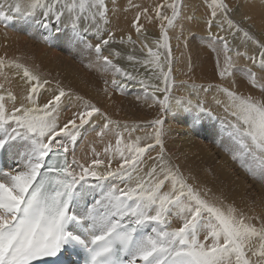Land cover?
<instances>
[{"label": "snow or ice", "instance_id": "snow-or-ice-1", "mask_svg": "<svg viewBox=\"0 0 264 264\" xmlns=\"http://www.w3.org/2000/svg\"><path fill=\"white\" fill-rule=\"evenodd\" d=\"M129 3L140 9L132 23L139 34L141 17L151 23L152 16L149 8ZM165 6L171 16L161 12ZM181 7L177 0L157 4L153 8L155 19L167 23L161 25L160 38L154 42L156 50L144 44V58L126 56L129 62L154 72L160 83L153 85L115 63L124 57L111 45L136 41L131 35L117 40L113 32H106L105 0H26L24 5L10 7L8 14L0 6V23L7 26L15 13L44 30L41 42L47 47H55L57 42H67L70 48L83 46L94 52V59L85 67L111 74L112 90L123 92L128 84L138 83L150 108L158 105L159 113L165 115L186 113L193 117L195 126L205 117H216L203 99L172 95L167 29L175 27ZM208 7L209 47L214 52L219 47L223 54V66L219 59L216 63L220 79L236 74L241 57L264 74V41L250 31L253 17L234 20L235 8L227 0H211ZM82 22H86L83 27ZM87 33L95 36V43ZM229 37L238 39L244 49L252 46L258 50V57L234 50ZM160 49L167 50L164 63ZM9 67L17 70L25 87L18 96L0 84V157L7 158L8 168L4 171L0 167V264H56L65 255L68 264H74L71 256L77 250L84 253L83 264H264V215H251L234 202L227 203L222 195L185 175L166 153L165 121L160 115L149 122L152 131L144 136L132 139L135 126L131 130L125 126L127 140L119 122L88 102L61 123L62 98L71 92L57 81L55 91L41 104V90L51 91L46 88L51 81L41 80L19 58L0 59V69ZM244 76L252 88L259 87L261 98L216 85L227 98L225 112L231 117L221 124L228 140L224 150L264 187V83L252 68ZM104 83L107 93L109 81ZM190 87L199 97L201 90L207 93L211 86ZM7 102H11V109ZM93 117L104 120L96 136L103 141L111 135L115 144L109 141L103 147V158L95 148L91 158L78 157V138L87 131L86 125H95ZM146 154L153 161L147 171L143 169ZM174 219L180 221L179 226L172 227Z\"/></svg>", "mask_w": 264, "mask_h": 264}, {"label": "bare ground", "instance_id": "bare-ground-1", "mask_svg": "<svg viewBox=\"0 0 264 264\" xmlns=\"http://www.w3.org/2000/svg\"><path fill=\"white\" fill-rule=\"evenodd\" d=\"M4 1L6 2L11 0H2V4H4ZM161 2L162 0H131V4L140 5L142 8H149V13L152 16L151 23H149L143 16L141 17L140 23L143 25V28L141 30V33L137 34L135 29L132 28V23L137 11H139L140 9L131 7L129 0H115V4H113V0H105V3L108 7L107 15L109 18V25L106 24L105 28H108L107 31H116L117 34H120V36L124 38H127L128 35H131L132 38L139 45L143 46L144 44H147L149 47L152 48L155 45V41L153 39L155 38L157 40L160 38L161 25L167 23L166 21L155 19V13L153 11V8ZM16 3H21L22 5H24L26 4V0H15L14 4ZM125 9H127V11H125ZM249 10L251 12V16L253 17L252 22L255 23L254 26L256 25L255 28L260 30L262 27L260 23L261 19H258L261 18L262 15H264V10L259 9L257 4H249ZM161 12L163 14L171 16V10L167 7H163L161 9ZM210 15L211 13L207 3L201 5L196 4L195 2H182L180 18L175 21V27L167 29L169 37L168 44L170 45L172 53V78L173 80H175L173 95L175 97H188L193 101H196L197 98L203 99L205 101V106L211 109L213 114H215L219 118L227 120L228 122L231 117L228 115V113L225 112V104L227 103V98L223 93L217 91L216 85H222L223 87L229 88L230 90L235 91L236 93L247 94L250 92L253 93V96H257L259 94L256 92V90L251 89L248 84L246 85V83H244L246 80L244 81L243 79H241L239 81L241 85H239L230 77L226 78L225 80H221L218 76L216 63L218 59V54L220 53V49L218 47L217 51L214 52L212 48L209 47V32L206 21L210 18ZM256 15L260 16L257 17ZM189 17H191V19H189ZM212 32L214 34L218 32L215 26H213ZM194 34H204L208 38L204 42H197L196 40L199 39H195L197 36L195 38L192 37L195 36ZM219 34L223 35L224 33ZM8 36L10 38V35ZM8 36L1 34L0 30V59L12 61L16 58H19V62L27 66L31 71L40 75L41 80L47 79L51 81V84L46 86V88L50 89L51 91H45L42 89V95L39 99V103H45L46 100L51 96L52 91H55L58 77L61 78V80H59L60 85L64 87L66 91L71 92V95L69 97L62 98L63 110L60 113L61 123H63L66 119L70 118L73 111L78 110L85 102H88L89 104H94L98 108H100L101 111L106 113L113 121L119 122L118 127L125 132V140H127L129 139L127 130H131L133 126H135L136 131L132 132V139H134L135 136H144L146 133L151 132L152 129L147 131V126L149 122L156 118L157 115H160V118L162 119V117H164L163 119L165 121L164 128L166 134L164 137V141L166 153L170 157H172L176 163H181L180 167L184 171L185 175L194 177L195 182L204 185L208 188H211L213 193H215L217 196L222 195L223 198L226 199L227 203L234 202L237 207L243 208L245 212H249L251 215H264V188L260 189L259 186L256 187L260 190L258 192L260 200H257L258 203L254 204L256 205L255 207H248V205L246 204L244 205L243 200L241 201V199H238V197L232 199L233 196H231L232 198H230L229 194L231 195L232 190L230 187L226 189L227 186L234 187L235 183L241 182H235L234 179L230 176L228 172V167L232 165H230L228 161L224 159H228V157H222L221 155L220 158L218 157L217 161L214 162L215 164L211 167L212 169H210L212 170V176L206 175L207 173H205L203 166L197 163L199 162L197 159H192L190 162H187L186 165L182 164V162H184L186 158L189 160V156L192 155L191 151L193 149H191L190 152L188 151V149H186V146L192 143V141L189 140L192 139V137H189V132H187L186 127L189 128L192 122H183L180 121L179 118H171L168 116L171 113L166 115L160 114L158 105L150 108L148 106V103H150V101L145 102V100L143 99V89L141 88V86H139L138 83H131L134 85L126 87L123 92H115L114 90L109 89V91L106 93L105 91L101 90V88H95L94 86L96 85V83L99 84L107 79L109 81L110 87V81L112 79L111 74H104L94 69L90 70L87 67H85L83 70L85 72L81 71L80 69L71 70L68 67L67 63L62 62V60H58V56L55 53L47 51L42 47L37 48L36 50L32 49L31 53L28 52L29 54L25 53V55L23 54L24 51L23 53L20 52V49H23L20 46V40L15 39L12 35V38L14 39L12 40L11 44V40L8 38ZM40 37L39 39H41ZM88 39H90L93 43L96 42L95 36L92 37L91 35L90 37H88ZM119 39L120 38H117V40ZM229 39L231 41L230 47H232L233 49H238L242 52L246 51L248 56H251L253 54L254 48L252 46H249L247 49H244L242 46H240L239 43L236 44L233 38L229 37ZM58 43L61 46L65 42ZM11 45L13 46V48ZM125 47L127 48L126 51H128L129 53L134 52L132 44H125ZM81 48H83V46H81ZM106 52L107 50L105 51V53ZM90 53L91 57H89V60L91 58V60H93L94 52L90 51ZM200 56L201 58L198 59ZM86 58L88 57L86 56ZM85 59L83 60V62H86V64H88L87 60L85 61ZM115 63L119 64L122 68H127L128 71L131 70V73L132 70L134 71L135 67L139 66L130 62L129 64H127L126 61H117ZM220 63L221 66H223V56H220ZM237 63H241L242 65H248L247 67L249 68L252 67L253 71H257L258 80L261 83H264V74L259 73V71L252 65L250 60H246L241 57L237 60ZM164 67L167 68V65H164ZM242 67L244 68L245 66ZM5 75L8 77L7 80L4 79ZM192 81H194L192 85H203V87H211L209 88V91L207 93H204L201 90L199 92L198 97L197 93L194 92L192 88L187 86V84H190ZM89 82L91 83L89 84ZM0 84L4 85V90H11L18 96L23 93L25 87L20 74L17 73V70L15 68L11 67L0 69ZM138 95L141 97L140 99H137ZM157 95L162 97V94L160 93H157ZM217 101H220V103H217ZM7 107L11 109V102H7ZM130 107H136V109H138L140 113L146 115L151 114L152 117L150 118V120H147L146 117L135 120L131 117L132 112ZM205 119L208 121L212 120L207 117H205L203 120L206 121ZM93 120H95L96 122L95 125H86L85 127H88L86 128L87 131H84L83 135L78 138V143L76 145V155L78 157H84L85 155H87L89 158H91L92 149L95 148L97 151L102 153L101 158H103V147L109 141H111L113 145L115 144V140L111 135L106 136L103 141H101L100 138L96 136V131H99V129L103 126V118L93 117ZM174 120L175 122H177L175 123ZM125 126H127V130L125 129ZM93 127L95 128V130H93ZM184 147L185 150L183 151ZM200 153L203 157L207 158V155L205 154L204 150H200L199 154ZM211 157L212 156H209V158ZM4 158L5 160H7L6 157ZM206 158H203L201 160L203 161ZM230 160L232 159L230 158ZM144 161L145 163L143 164V169L147 171V169L151 166V161L149 162L147 154L144 157ZM203 165H205V163ZM112 166L113 168L117 166V162L115 160L113 161ZM221 181L224 182L225 185H227L226 188L224 187L225 185L222 184ZM236 187H239V185ZM179 224L180 221L174 219L172 227H177L179 226ZM257 226H259L258 223ZM147 231H150V229H148Z\"/></svg>", "mask_w": 264, "mask_h": 264}, {"label": "rangeland", "instance_id": "rangeland-1", "mask_svg": "<svg viewBox=\"0 0 264 264\" xmlns=\"http://www.w3.org/2000/svg\"><path fill=\"white\" fill-rule=\"evenodd\" d=\"M15 0H11V1H4V4H2V0L0 1V6H3L6 14H8V10L10 7H14L15 4L14 2ZM12 2V3H11ZM48 2H50V0H48ZM165 2L167 3H171L172 0H162V2L160 4H165ZM178 3H180L182 5V2H188V3H192V2H195L196 4H204V3H207L209 4L211 2V0H177ZM227 2L233 6L235 8V13L234 15L232 16V18L234 20H241V18L244 16V15H249L251 16V12L249 10V4H257L258 8L259 9H263L264 10V0H227ZM166 7V6H165ZM14 15V19L7 22V27L5 26L4 23H0V30H1V34L3 35H10V38L8 36V38L11 40V44H12V40L15 38V39H19L20 40V46L23 48V49H20V52L24 53H28L30 52L31 53V50H36L37 48H44L45 50L47 51H50L52 53H55L57 56H58V60H62V62H65L67 63L68 67L73 70V69H80L81 71L84 70L85 68V64L86 62H83V60L86 58V56L88 58L85 59V61L87 60V63H89L91 61V59L89 60V57H91V53H90V50H87V49H83L81 48V46L77 47V48H70L67 44V42H65L63 45L60 46V44L57 42L55 47H47L44 43H42V33L44 32L43 29L37 27L34 23L30 22V21H27L25 20L22 16L18 15V14H15V13H12ZM262 15V14H261ZM257 16V15H256ZM260 16V15H258ZM257 16V17H258ZM263 16V17H262ZM261 18H259L258 20H260V23L262 25L261 29L258 30L255 28L253 22L252 23V26L250 28V31L257 37L259 38L260 40L264 41V15H262ZM107 18H108V15H107ZM257 19V18H255ZM108 21H109V18H108ZM86 22H82V27L85 25ZM90 23V22H89ZM109 25V24H107ZM106 26V25H105ZM104 26V27H105ZM6 27V28H5ZM5 28V29H4ZM106 29V28H105ZM108 30V28L106 29V31ZM3 31V32H2ZM111 32H113L115 34V37L116 39L117 38H121L120 34H117L116 31L114 30H111ZM15 34V35H14ZM106 34V33H105ZM147 34V33H146ZM145 34V35H146ZM12 35L14 38H12ZM87 37H90L92 35V37H94L93 34L91 33H87L85 34ZM195 36H192V37H196L195 39H199V40H196L197 42L198 41H201V42H204L208 37L204 34H194ZM17 36V37H16ZM29 36V37H28ZM41 39H39V37ZM23 38V39H22ZM33 39V40H32ZM126 39V38H125ZM133 39V38H132ZM193 39V38H192ZM194 39V40H195ZM134 40V39H133ZM154 41H157L155 38L153 39ZM235 41L236 44L239 43V40L238 39H233ZM232 40V41H233ZM135 41V40H134ZM146 41V39H145ZM199 42V43H201ZM32 43V44H31ZM40 43V44H39ZM31 44V45H30ZM12 46V45H11ZM133 46V50L134 52L132 53H129L127 50V48L125 47V44H119V43H115V44H112L111 47L116 49L117 51H120L121 54H123L122 57L124 58H121V59H117L115 60V62L117 61H120V62H123V61H126L127 64H129L128 60L126 59V56L131 54L133 56H136V57H139V58H144L145 56V51H141V45H139L137 42L135 44H132ZM141 46V47H140ZM199 46V44H198ZM237 47V46H236ZM13 48V46H12ZM154 50L155 49V45L152 47ZM30 50V51H29ZM79 52H78V51ZM81 50V51H80ZM235 50V49H234ZM83 51V52H82ZM162 55H161V63H164V60H165V57L167 55V50L165 49H160L159 50ZM29 54V53H28ZM105 54H108L107 52ZM26 55V54H25ZM86 55V56H85ZM257 56L258 57V50L254 49L253 50V54L251 56ZM220 56H223L222 52L219 53L218 55V59L220 60ZM24 57V55H23ZM82 58V59H81ZM201 56L198 58L200 59ZM89 60V61H88ZM85 63V64H84ZM132 63V62H130ZM84 64V65H82ZM238 65H236V70L239 71L237 72L236 71V74L234 76H231L230 78H232L237 84L241 85L239 83V81L241 79H243L246 83V85L248 84L247 82V79L246 77L244 76V72L249 68L247 67L248 65H242L241 63H237ZM167 65V64H165ZM242 66H245L244 68ZM243 68V69H241ZM252 68V67H251ZM125 69L126 71H128L127 68H123ZM165 70H167V68H165ZM253 70V68H252ZM149 71V72H148ZM85 72V71H83ZM128 72H131L128 71ZM93 73V72H92ZM94 74V73H93ZM132 74L134 76L137 77V79H144L146 80V82L149 84V85H153L154 82L155 84H159L160 82L158 80L155 79V74L153 71L151 70H146L143 66L139 65L137 67H135L134 71L132 70ZM146 74V75H145ZM150 75V76H149ZM152 75V76H151ZM149 76V77H148ZM144 77V78H143ZM57 80H61L60 77L57 78ZM175 82V80H173ZM92 82V81H91ZM89 82V84L91 83ZM97 82V81H96ZM122 83H128L127 81H121ZM159 82V83H158ZM177 82V81H176ZM194 81H192L190 84L188 83L187 86L190 87V85H192ZM95 84V83H93ZM175 84V83H174ZM134 84H129L128 86H132ZM140 86V85H139ZM198 88L200 86L196 85ZM203 86V85H202ZM248 86H250L251 89L253 90H256V92L259 94L257 96H255L256 98H261L262 97V94L260 92V89L259 87L257 88H252L251 85L248 84ZM95 88H101V90L104 91L106 85L104 82H101V83H96V85L94 86ZM109 87V86H108ZM191 88V87H190ZM109 89H111L109 87ZM149 91H151V88H149ZM116 92V91H115ZM174 92V91H173ZM118 94V93H117ZM161 94V93H160ZM238 94H242V95H253V93H247V94H244V93H238ZM173 95V93H172ZM174 96V95H173ZM131 109V112H132V115L131 117L134 118L135 120L137 119H140V118H143V117H146L147 120H150V118L152 117L151 114H143V113H140L138 109H136V107H130ZM156 111V110H155ZM158 112V111H157ZM181 113V112H179ZM176 114L175 116H172L171 114H169L168 116L171 117V118H176L180 121H183V122H192L191 126L188 128L186 127V130L187 132H189V137L192 139H189L192 141V143L188 144V146H186V149H188V151L190 152L191 149H193L191 152H192V155L189 156V160L186 158V160H184V162H182V164L186 165L187 162H190L192 159H197L199 162H197L198 164H201L205 170V173H207L206 175L207 176H212V169L211 167L215 164L214 162L217 161L218 157L220 158L221 156L222 157H228L227 158H224L228 161V163L232 166H229L228 167V172L230 174V176L234 179L235 182H241V183H235L234 187L232 186H227L225 185L224 182H222V184H224L223 186L228 189L229 187L231 188L232 190V193L231 195L229 194L230 198H232L231 196H233L232 199H235V197L238 199H241V201L243 200L244 202V205H248V207H255L256 205H254L255 203L257 204V200H260V197L258 196V192L260 191L259 188H264L262 187L259 183H256L252 180V178L250 176H248L238 165L237 162L233 161V160H230L231 158V155L224 150L225 148V145L228 143V140H227V137L224 136L221 132V124L222 122L223 123H227V120L225 119H222V118H219L217 117L215 114L214 116L217 118V119H212V120H206L204 121L203 119L198 123L196 124L195 126H193V117L190 116V115H187L185 113H181V114ZM135 115V116H134ZM184 116V117H183ZM188 117V118H187ZM164 117H162L163 119ZM187 119V120H186ZM189 119V120H188ZM164 120V119H163ZM222 120V121H221ZM175 122V120H174ZM177 122V121H176ZM175 122V123H176ZM208 123V125H207ZM193 126V127H192ZM178 127V126H176ZM211 129H210V128ZM85 128H88V127H85ZM191 128V129H190ZM151 127L150 125L148 124L147 126V131L150 130ZM212 130V131H211ZM179 131V130H178ZM217 133V134H215ZM201 134V135H200ZM208 134V135H207ZM180 135V134H179ZM209 136V137H208ZM194 141V142H193ZM197 142V143H196ZM200 142V143H199ZM224 143V144H223ZM192 147H190V146ZM194 145V146H193ZM197 145V146H195ZM181 147V146H180ZM196 147V148H195ZM181 150V149H180ZM185 150V147L183 149V151ZM196 150V151H195ZM200 150H204L205 154L207 155V158L206 157H203L201 155V153L199 154V151ZM181 151V152H183ZM194 151V152H193ZM155 152V151H153ZM151 153L152 156H155L156 155V152L155 153ZM225 152V153H224ZM197 153V154H196ZM217 154V155H215ZM201 155V156H200ZM221 155V156H220ZM200 156V157H199ZM209 156H212L211 158H209ZM215 156V157H214ZM216 159H214V158ZM191 158V159H190ZM203 158H206L204 159L203 161L201 159ZM232 159V158H231ZM148 160L149 162L153 163V161L151 159H149L148 157ZM205 163V165H203ZM181 165V163L179 164ZM208 168H206V167ZM201 169V168H200ZM203 170V169H202ZM207 170V171H206ZM229 183V182H228ZM239 187H236L238 185ZM259 188H256L258 187ZM236 188V189H235ZM239 188V189H238ZM237 190V191H236ZM258 190V191H257ZM240 191V193H239ZM236 194V195H235ZM259 198V199H258ZM260 203V202H259ZM247 207V206H246Z\"/></svg>", "mask_w": 264, "mask_h": 264}]
</instances>
